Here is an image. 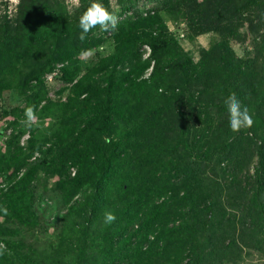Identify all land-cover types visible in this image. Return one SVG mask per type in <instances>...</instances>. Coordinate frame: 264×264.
Wrapping results in <instances>:
<instances>
[{
  "label": "trees",
  "instance_id": "16d2710c",
  "mask_svg": "<svg viewBox=\"0 0 264 264\" xmlns=\"http://www.w3.org/2000/svg\"><path fill=\"white\" fill-rule=\"evenodd\" d=\"M136 1L123 0L119 10L109 11L116 17L115 27L107 29L112 52L84 68L79 53L104 41L97 28L107 30L96 26L81 41L79 19L72 21L46 0H21L11 15L0 16V97L13 90L23 100L21 109L13 107L12 131L0 151V175L7 174V185L0 187V264H25L28 259L24 244L14 236L21 226H33L45 195L37 188L46 187L52 176L56 179L47 191L54 202L67 205L58 213L68 234L74 231L72 236L78 239L77 259L83 255L88 229L90 234L102 235L114 255L113 264H225V253L234 246L236 223L263 240L264 0H161L159 7L154 5L145 13L135 8ZM162 12L194 34L216 32L221 40L200 49L194 61L167 30ZM243 27L253 35L254 45L245 58L232 48L241 41ZM144 46L149 48L147 55ZM215 47L221 49L217 69L209 63ZM55 67L57 78L65 83L58 90L65 93L64 99L47 96L44 75ZM211 73L233 83L225 99L235 96L247 108L252 125L236 132L224 127L229 138L219 136L213 142L210 124L200 127L199 123L209 114L207 105L222 107L224 99L214 103L210 96L207 105L198 99L194 106L199 110L192 120L200 131L192 138L182 137V144L175 147L188 163L167 174L172 180L164 175L158 182L119 181L115 193L104 192L109 178L125 176L119 175L120 157L128 147L125 137L141 131L136 127L120 131L121 126L138 119L145 105L144 114L150 118L155 114L151 90L156 91L167 77L176 76L182 88ZM29 107L38 120L48 117L50 122L46 126L29 122ZM26 130L23 145L20 138ZM223 160L229 180L232 177L230 185L241 190L227 194L228 203L242 212L241 220L229 218L232 225H224L225 229L214 209L219 198L204 185L206 175L199 179L207 174L205 166L214 172ZM146 161L139 158L135 169ZM193 166L198 170L195 174L189 169ZM106 212L113 213L115 220L106 223ZM211 226L225 231L228 242L204 251L195 238ZM153 246L154 253L149 251Z\"/></svg>",
  "mask_w": 264,
  "mask_h": 264
},
{
  "label": "rangeland",
  "instance_id": "374dc122",
  "mask_svg": "<svg viewBox=\"0 0 264 264\" xmlns=\"http://www.w3.org/2000/svg\"><path fill=\"white\" fill-rule=\"evenodd\" d=\"M21 0H0V16L6 14L11 15L16 8V4ZM52 3L56 10L67 16L72 21L79 19L83 13L82 8L85 5H90L92 0H46V3ZM107 11H117L123 0H100ZM161 0H139L135 2V8L139 11H145L153 8V6L159 7ZM128 14L130 11L127 12ZM118 18V17H117ZM163 22L167 26V30L173 33L176 37V41L184 49L192 60L196 61L199 56V50L202 48H209L221 40V37L216 32H204L194 34L189 31L183 22H175L168 14L162 12ZM100 28V27H99ZM96 34L103 37L98 46L90 47L85 51H81L78 55L81 66L84 68L93 63L98 56L106 55L112 52V40L108 37L110 31H101L96 29ZM251 32L243 27L241 41L234 42L232 44L233 53L238 57L245 58L252 51H254V45L252 42ZM146 46L143 47L145 49ZM221 49L215 47L212 51L210 58V65L217 69L218 56ZM146 50L143 51L145 55ZM149 69V68H148ZM147 71V70H146ZM55 73V74H54ZM58 69L55 67L51 72L44 75L45 86L47 88V96L51 99H64L65 93H58L60 87L65 85L62 80L57 78ZM176 77V76H175ZM175 77H167L165 83L160 85L157 90H151L149 101L155 105L156 111L151 118L149 114H144L147 111V105L143 106V111L137 113L138 119L131 121L126 126H121L120 131L126 128H139L141 129L136 135H129L125 137L124 141L128 144L127 152L123 153L120 157L119 164L121 170L119 175L125 174V176L111 177L109 182L104 185V192L115 193L117 189V183L119 181H146V178L153 179L154 181H160L164 175L169 181L167 174H172L173 169L178 166L187 165V161L183 160L179 153V148L175 149L181 143L182 137L192 138L194 134L198 133L202 125H209L213 134V142L220 140L221 137L229 138L227 134H224L225 129L229 127V117L225 110V93L229 92L233 83L227 78L223 79L221 75L217 73H211L207 76H203L199 81L192 86L185 84L183 90L178 88L180 82ZM211 96V101L216 103L220 98L224 99L222 107H211L205 103V99ZM201 99V105H207L209 114L204 117L200 122V127H196L193 122V118L196 116V110H199V106H194V103ZM222 99L220 101H222ZM219 101V102H220ZM218 102V103H219ZM165 103L162 108H158V105ZM23 100L13 90H5L0 97V151L4 148V143L12 131V119L14 118L12 110L14 106L21 109ZM204 111L206 109L202 106ZM16 112V111H15ZM207 113H205L206 115ZM33 119L29 122L39 126H46L50 119L48 117L38 120L34 115ZM26 122L25 120H21ZM149 122V124H148ZM26 125V124H24ZM25 129L26 126H23ZM27 129V128H26ZM28 136V130L21 136L20 144L25 145L26 138ZM123 136V135H122ZM220 136V139H219ZM139 142V145L136 144ZM258 143V141H257ZM259 144V143H258ZM260 146L264 150V140H261ZM38 155L36 152L35 155ZM215 155V156H214ZM211 158L210 164H214L216 154ZM146 157V162L142 168L135 169V165H138L139 158ZM32 158V157H31ZM205 162H208L206 160ZM221 165L215 167L212 172V167L205 166L206 170L199 179L204 180V185L211 188V192L215 193L219 198L218 207L214 208L217 212L219 225H224L228 228L231 223H228L229 218L241 220L242 212L238 206L228 203L227 194L241 193L240 189H234L230 185L232 177L229 180L227 172H225L226 161H221ZM128 167V168H127ZM127 170L125 171V169ZM196 167L189 168L190 171L195 174ZM73 170V167L70 168ZM176 171V170H174ZM194 171V172H193ZM252 171V166L249 167V173ZM247 172V173H248ZM245 176V180L248 174ZM198 178V177H197ZM56 176L49 177L46 183V187L39 186L38 192L45 191L37 214L36 221L32 227L27 228L21 226L14 239L18 243L24 244L25 250L28 251V259L25 264H60L61 261L65 264H113L114 255L107 248V243L104 242L102 235L99 233L90 234L89 229L86 233V242L83 255L78 258L76 253L78 239L76 236H72L74 231H68L65 227L66 221L62 219L63 215L58 212H63L67 205L56 203L50 192L47 191L48 187L52 184ZM243 184V182H242ZM7 185V174L0 175V187ZM161 199V198H160ZM101 222L96 223L95 227H99ZM225 226L223 227L225 229ZM80 227V226H76ZM94 227V228H95ZM242 226L235 224L234 232V246L230 251L225 253L227 262L225 264H264V236L262 241L256 239V235H250L246 230L242 229ZM98 229V228H97ZM218 229V228H217ZM206 228L202 232L200 231L196 238L200 242L201 249L207 251L211 245L217 244V247H222L226 244L228 239L227 234L222 230ZM64 235H67L64 236ZM68 239V240H67ZM62 252V256L56 257L57 253ZM152 253L154 246L149 249ZM84 258L86 261L81 262ZM77 261V263H75Z\"/></svg>",
  "mask_w": 264,
  "mask_h": 264
},
{
  "label": "clouds",
  "instance_id": "9594fccd",
  "mask_svg": "<svg viewBox=\"0 0 264 264\" xmlns=\"http://www.w3.org/2000/svg\"><path fill=\"white\" fill-rule=\"evenodd\" d=\"M115 23V15L107 11L100 0H92V3H90L79 17L78 26L81 31L79 32L78 38L83 41L88 33L96 28V26L107 30L109 26L115 27ZM146 47L145 50H147ZM225 109L229 117V127L233 132L252 125L253 120L247 108L243 107L235 96L227 100ZM26 115L29 120L34 118L30 107L26 110ZM113 220H115V215L111 212H106L105 222L110 223Z\"/></svg>",
  "mask_w": 264,
  "mask_h": 264
},
{
  "label": "built area",
  "instance_id": "2783aa9c",
  "mask_svg": "<svg viewBox=\"0 0 264 264\" xmlns=\"http://www.w3.org/2000/svg\"><path fill=\"white\" fill-rule=\"evenodd\" d=\"M146 49H147V52L145 53V55H147V54H148V50H149V49H148V47H146ZM54 74H55V73H54Z\"/></svg>",
  "mask_w": 264,
  "mask_h": 264
}]
</instances>
